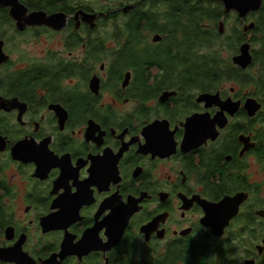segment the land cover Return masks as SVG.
<instances>
[{
    "label": "flooded vegetation",
    "instance_id": "obj_1",
    "mask_svg": "<svg viewBox=\"0 0 264 264\" xmlns=\"http://www.w3.org/2000/svg\"><path fill=\"white\" fill-rule=\"evenodd\" d=\"M155 8L0 0V264H264V95L246 81L264 33L244 24L226 51L239 83L215 89L183 54L181 12ZM226 219L221 236L204 223Z\"/></svg>",
    "mask_w": 264,
    "mask_h": 264
},
{
    "label": "trees",
    "instance_id": "obj_2",
    "mask_svg": "<svg viewBox=\"0 0 264 264\" xmlns=\"http://www.w3.org/2000/svg\"><path fill=\"white\" fill-rule=\"evenodd\" d=\"M161 4L167 7V17H169L170 14H174L176 11L181 12L179 15L180 22L178 24L175 22V24L171 26L196 30V34L193 35V38L189 40L188 44H186L185 41L183 42V45L186 44V46L183 47V54L188 55L193 61V66L197 70V74L214 75L216 79L211 84L215 89L218 88V85H221L226 79H228V77H231L232 81L239 83V74L238 72H234L231 62L229 63L228 60H226L227 57L223 58V51H231V54H234L237 49V44L242 41V37L236 30L234 31L235 35H231L228 29L224 34H220V19L222 17L229 18V14L224 12L223 5L217 3L215 4V6L217 5L216 7L205 8L204 5L206 3L202 0H192V4L190 3V0H154V6L157 7ZM255 15L257 16V29L264 33V4L260 12ZM186 19H189V23L186 22ZM206 20L212 22V24L209 25L212 29L210 30L208 37L205 32L203 33L205 35L203 40L201 29L204 30L205 26L203 24ZM224 26H226L225 23ZM182 33L189 37V35L183 30ZM260 43L262 44V49L257 58L261 61L262 68H264V35L260 40ZM201 49H205V51L200 53ZM246 81L247 87L255 84L257 85L258 91L261 90L263 94L259 93L264 95V71L261 72L259 77L251 78V76H247ZM198 85L204 90L209 83L199 81Z\"/></svg>",
    "mask_w": 264,
    "mask_h": 264
},
{
    "label": "water",
    "instance_id": "obj_3",
    "mask_svg": "<svg viewBox=\"0 0 264 264\" xmlns=\"http://www.w3.org/2000/svg\"><path fill=\"white\" fill-rule=\"evenodd\" d=\"M205 1L221 2L223 4L224 12L226 14H229L231 12H236L238 17L241 19L247 17L250 13L260 11L262 8L263 2H264V0H205ZM127 10H128V7H125L124 11H127ZM56 18H57L56 16L51 17V18H46L45 21H49V24L53 25ZM42 21H44V20H41V23H43ZM253 27H255L254 24H251L249 26H245L244 30L248 31V30L252 29ZM223 32H224V25L221 23L220 24V33H223ZM156 40H157V38H156ZM1 54H2V52L0 50V55ZM232 61L234 64H236V65H238L244 69L247 68L249 65H251L253 58H252V55L250 54V44H248V43L243 44L240 47V54L235 56ZM199 101L200 102H206L207 105H210V106L219 105L224 109H229L227 107L230 106L231 109L234 108L233 110H235V112L237 111V109L239 107V103H233L232 101H230L231 105H230V103L227 104L226 102H221L219 95L214 96V95H210V94H204V95L200 96ZM1 107H2V102H1V98H0V108ZM245 107L248 109H252L250 111V115H254L261 108V105L254 99H247V101L245 103ZM231 113H233V112L231 111ZM196 122L197 121L195 120L193 126L196 124ZM218 123H221V121L219 120ZM204 124H206L204 122V120H202V121L200 120L198 122V129L200 128L201 125L204 127L205 126ZM224 204L225 203L223 202L222 204L217 205L216 209L224 210ZM226 221L227 222H204V223H205V225L210 226L213 229L214 234L221 236L223 234L224 228L229 224L227 219H226ZM107 223L112 224V225L115 224V222H107ZM117 241H115L114 243H116Z\"/></svg>",
    "mask_w": 264,
    "mask_h": 264
},
{
    "label": "rangeland",
    "instance_id": "obj_4",
    "mask_svg": "<svg viewBox=\"0 0 264 264\" xmlns=\"http://www.w3.org/2000/svg\"><path fill=\"white\" fill-rule=\"evenodd\" d=\"M210 3L209 4H205L204 5V7L205 8H211V7H214L215 6V4H217V2H211V1H209ZM190 3L192 4V0H190ZM106 5L105 4H101V7H105ZM217 6V5H216ZM215 6V7H216ZM155 10H157V11H164V10H166L167 11V7L166 6H164L163 4H161V5H158L156 8H155ZM236 13V12H235ZM220 20H223L224 21V23H225V25L226 26H224L225 28H224V32L228 29L229 30V33L231 34V35H235V33H234V31L236 30L238 33H243V26H244V24H249L250 22H256L257 21V16H251L250 18H248L247 19V21L245 22V21H241L239 18H238V16L236 15V14H234V13H231V14H229V18H225V17H222ZM238 20V21H237ZM208 24H212V22L211 21H209L208 20V22H207ZM195 25V24H194ZM191 34V35H195L196 34V30L195 29H193V30H190L189 32H188V34ZM238 46H239V44L237 45V48H238ZM205 51V49H201V51H200V53H202V52H204ZM227 50H224L223 51V58L224 57H227L228 56V52H226ZM228 85H230V83H228ZM231 86V85H230Z\"/></svg>",
    "mask_w": 264,
    "mask_h": 264
}]
</instances>
